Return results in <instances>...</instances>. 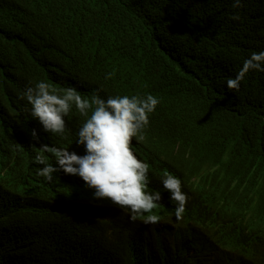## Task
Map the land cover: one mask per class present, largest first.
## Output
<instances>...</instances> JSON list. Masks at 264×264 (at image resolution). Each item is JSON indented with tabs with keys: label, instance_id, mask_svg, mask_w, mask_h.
I'll list each match as a JSON object with an SVG mask.
<instances>
[{
	"label": "trees",
	"instance_id": "trees-1",
	"mask_svg": "<svg viewBox=\"0 0 264 264\" xmlns=\"http://www.w3.org/2000/svg\"><path fill=\"white\" fill-rule=\"evenodd\" d=\"M260 51L264 0H0V264H264V72L226 84ZM40 81L89 100L159 98L132 143L159 223L132 221L77 175H37V154L56 163L42 144L85 154L75 108L62 136L31 116L21 97ZM165 173L188 196L179 221Z\"/></svg>",
	"mask_w": 264,
	"mask_h": 264
},
{
	"label": "clouds",
	"instance_id": "clouds-1",
	"mask_svg": "<svg viewBox=\"0 0 264 264\" xmlns=\"http://www.w3.org/2000/svg\"><path fill=\"white\" fill-rule=\"evenodd\" d=\"M242 6V0H233V7ZM240 19L239 15L231 17ZM264 72V51L253 52L247 58L235 78L226 82L231 90H239L240 82L249 71ZM114 73H108L106 79ZM21 99L31 105V116L38 120L47 133L63 135L67 123L65 117L73 110L83 117L85 122L77 133V144L83 145L84 155L69 152L42 144L44 152L55 156V166L48 163L42 154L35 156V162L43 167L37 175L46 181L53 180L54 173L63 171L67 175H77L85 185L93 189L95 199L110 200L113 205L125 209L132 221L143 217L146 224H157L161 217L154 214L158 202L162 200L159 191H148L149 165L134 154L133 139L143 141V130L149 125V116L160 103L158 97L117 95L106 99L99 95V90L89 99H84L75 87H68L62 93L52 88L47 82L40 81L35 86L27 87ZM33 140L39 136L33 129ZM163 188L175 201L174 214L179 221L186 212L188 196L182 191L181 180L165 173L162 178Z\"/></svg>",
	"mask_w": 264,
	"mask_h": 264
},
{
	"label": "rangeland",
	"instance_id": "rangeland-1",
	"mask_svg": "<svg viewBox=\"0 0 264 264\" xmlns=\"http://www.w3.org/2000/svg\"><path fill=\"white\" fill-rule=\"evenodd\" d=\"M158 215H159V216H162V215H163V213H158Z\"/></svg>",
	"mask_w": 264,
	"mask_h": 264
}]
</instances>
